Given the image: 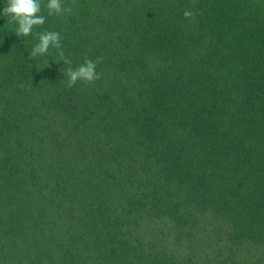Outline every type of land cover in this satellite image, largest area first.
I'll list each match as a JSON object with an SVG mask.
<instances>
[{
    "label": "trees",
    "instance_id": "1",
    "mask_svg": "<svg viewBox=\"0 0 264 264\" xmlns=\"http://www.w3.org/2000/svg\"><path fill=\"white\" fill-rule=\"evenodd\" d=\"M46 3L0 0V264H264V0Z\"/></svg>",
    "mask_w": 264,
    "mask_h": 264
},
{
    "label": "clouds",
    "instance_id": "2",
    "mask_svg": "<svg viewBox=\"0 0 264 264\" xmlns=\"http://www.w3.org/2000/svg\"><path fill=\"white\" fill-rule=\"evenodd\" d=\"M75 0H73V3ZM48 16H66L74 13L72 6H66L63 0H47L45 5ZM42 0H6L2 15L7 18V24L16 25L14 33L17 37L25 38L33 34L36 27H42L46 22V17L41 15ZM183 16L186 20H191L194 13L191 10H185ZM38 43H36L29 52V59L35 60L37 57L46 56L49 49H55L59 56V61L69 67L63 73L66 77L64 81L68 88L76 86L78 83L87 85L94 84L102 78L103 73L97 72V66L103 63L102 57H97L95 61L85 58L84 62L78 67H71L69 60L62 49L61 35L57 31H43L36 33ZM55 61V60H54ZM56 63H59L55 61ZM49 67V63L39 69ZM46 82V81H42ZM41 82V83H42Z\"/></svg>",
    "mask_w": 264,
    "mask_h": 264
}]
</instances>
